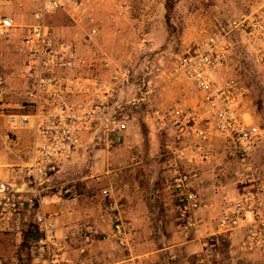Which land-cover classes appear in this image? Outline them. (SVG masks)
<instances>
[{"label": "crops", "instance_id": "obj_1", "mask_svg": "<svg viewBox=\"0 0 264 264\" xmlns=\"http://www.w3.org/2000/svg\"><path fill=\"white\" fill-rule=\"evenodd\" d=\"M16 25L7 36L0 37V74L5 86L0 97V110L4 111L0 113V168L1 178H11L14 189L21 194L28 223L12 239L0 236V244L14 241L11 254L0 249L4 263L37 264L31 229L37 211L53 215L56 235L53 252L65 260L102 264L120 261L125 251L105 238L111 230L106 205L112 201L120 206L128 225L130 251L143 257L146 264H196L197 256L204 253V242L215 233L224 198H234L243 190L236 180L241 171L237 152L223 137L214 136L202 142L208 154V159L203 160L195 148L196 140L177 134L170 127L161 128L150 110L135 113L133 108L127 121L128 130L123 135L102 131L86 134L81 138L77 155L55 162L47 184L39 190L38 202L33 186L9 173L11 167H21L30 160L34 139L33 129L12 130L6 117L33 110L27 98L29 78L21 43L27 26ZM139 42L147 46L149 40L144 37ZM163 55V52L156 58L145 55L139 64H130L135 76L132 87L125 90L129 92L128 98L135 97L136 84L144 80L149 99L160 110L195 113L200 96L190 80L167 75L171 63L168 67L161 66L162 74L143 73L145 64L165 65ZM220 66L213 71V77L224 82L220 78ZM173 160L180 174L190 176L189 187L197 194L200 204L191 213L195 225L187 233L179 219L181 194L175 188L177 174L171 165ZM104 190L109 191L108 198L102 195ZM242 239L241 229L218 235L207 261L259 264L257 253L239 251Z\"/></svg>", "mask_w": 264, "mask_h": 264}, {"label": "built area", "instance_id": "obj_2", "mask_svg": "<svg viewBox=\"0 0 264 264\" xmlns=\"http://www.w3.org/2000/svg\"><path fill=\"white\" fill-rule=\"evenodd\" d=\"M31 24L26 27L22 48L26 56L29 78L27 98L31 113L7 114L12 130L33 129L34 139L30 160L21 167H11L14 174L34 188V198L40 202L39 190L47 184L54 170V163L78 154L81 138L99 130L121 136L127 132V111L142 108L151 111L161 128H172L177 134L196 140L195 148L203 160L208 159L202 142L210 137H223L241 160V171L236 180L242 192L234 198H224L223 212L215 223V233L204 242V253L196 258V264H213L207 261L215 238L220 234L243 230L238 249L241 253L264 254V180L260 179L249 160L251 146L264 138L263 130L246 123L242 114L244 92L238 81L228 79L218 82L213 71L220 66L227 54L226 35L239 33L258 64H264V11H254L232 19L227 29L210 35L204 41L189 47L176 57L167 75L190 80L200 96L198 111L182 109L160 110L149 99L147 83L141 80L134 88L135 97L122 98L126 88L132 87L135 70L130 64L111 68L103 64L109 74L105 78L96 75L70 74L84 64L73 40L56 37L48 24L49 16L64 12L74 19L86 10L88 0H33ZM124 9V3L117 5ZM15 21L0 16V37L16 29ZM230 29V30H229ZM96 34L92 29L83 39L88 42ZM143 73L162 74L160 66L145 64ZM4 79L0 74V97L4 93ZM3 114L4 111L0 110ZM175 188L181 194L179 219L187 233L194 227L192 211L200 206L197 194L189 187L190 176L180 174L175 160ZM102 195L108 198L109 191ZM111 216V230L105 236L125 251L122 259L114 264H146L145 259L130 251V232L120 211V206L107 202ZM25 202L14 189L13 180L1 178L0 168V236H15L27 226ZM31 229L34 232L33 247L37 264H102L73 263L53 252L56 245L53 215L37 211L33 215ZM0 264H5L0 258Z\"/></svg>", "mask_w": 264, "mask_h": 264}, {"label": "rangeland", "instance_id": "obj_3", "mask_svg": "<svg viewBox=\"0 0 264 264\" xmlns=\"http://www.w3.org/2000/svg\"><path fill=\"white\" fill-rule=\"evenodd\" d=\"M120 3H124L121 11L117 9ZM33 8V0H0V14L10 16L22 28L31 24ZM259 10L264 11V0H88L79 16L72 19L58 12L49 16L48 24L56 37L75 41L84 58V64L70 74L105 78L109 74L103 67L106 62L111 68L139 64L145 55L156 58L160 52L165 57V65L160 67H168L192 45L218 34L223 27L226 30L230 20ZM92 29L95 36L83 42ZM144 37L149 40L147 46L139 42ZM225 38L228 50L220 66V78L238 81L244 92V120L264 133V64L255 62L239 33L230 30ZM136 79L140 77L136 75ZM128 94L124 91L122 98H128ZM248 157L256 175L264 180V138L250 147ZM13 246L14 241L8 240L6 245L0 244V249L11 254ZM257 254L256 260L264 264V254Z\"/></svg>", "mask_w": 264, "mask_h": 264}]
</instances>
